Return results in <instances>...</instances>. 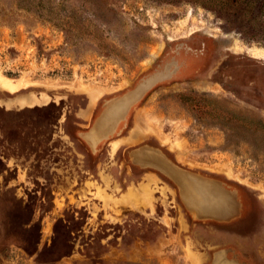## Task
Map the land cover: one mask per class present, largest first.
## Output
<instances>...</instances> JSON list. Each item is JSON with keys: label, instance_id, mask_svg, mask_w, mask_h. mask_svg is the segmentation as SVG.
Returning <instances> with one entry per match:
<instances>
[{"label": "rangeland", "instance_id": "obj_1", "mask_svg": "<svg viewBox=\"0 0 264 264\" xmlns=\"http://www.w3.org/2000/svg\"><path fill=\"white\" fill-rule=\"evenodd\" d=\"M200 3L0 0V77L22 85L0 83V264H264V144L243 136L264 130V29ZM144 146L237 192L242 217L193 219L131 162Z\"/></svg>", "mask_w": 264, "mask_h": 264}, {"label": "water", "instance_id": "obj_2", "mask_svg": "<svg viewBox=\"0 0 264 264\" xmlns=\"http://www.w3.org/2000/svg\"><path fill=\"white\" fill-rule=\"evenodd\" d=\"M136 98V95L130 96L121 102V104L114 105L108 108V110L106 109L94 124V128L92 129L93 134L90 137L85 136L86 142L91 146L97 145L98 142H93L94 138L101 141L108 133L104 132L97 135L95 133L107 123V118L111 116L113 108L123 106L122 110L125 113L129 107V102H133ZM121 120L120 118L116 122L109 133H113ZM129 157L133 164L144 169L156 171L168 178L176 187L183 205L193 219L203 222L227 224L235 222L242 217L243 205L239 200L237 192L230 190L221 182L182 169L167 158L161 150L151 146H144L133 150Z\"/></svg>", "mask_w": 264, "mask_h": 264}, {"label": "trees", "instance_id": "obj_3", "mask_svg": "<svg viewBox=\"0 0 264 264\" xmlns=\"http://www.w3.org/2000/svg\"><path fill=\"white\" fill-rule=\"evenodd\" d=\"M167 2H184L185 0H166ZM187 1V0H186ZM200 5L227 19L231 24L242 31L246 27L264 29V0H197ZM260 26V27H259ZM248 34L251 35L250 29ZM256 35V34H255ZM243 136L254 143L264 144V130L262 128L244 129ZM248 141V140H247ZM255 147L253 144H251ZM258 146V147H259ZM258 149V148H257Z\"/></svg>", "mask_w": 264, "mask_h": 264}, {"label": "crops", "instance_id": "obj_4", "mask_svg": "<svg viewBox=\"0 0 264 264\" xmlns=\"http://www.w3.org/2000/svg\"><path fill=\"white\" fill-rule=\"evenodd\" d=\"M115 120H116V119H115ZM115 120H114V121H115ZM101 127H102V126H101ZM103 127H104V126H103ZM93 128H94V126H92V127L90 128V130H87V131L84 130V131L81 132V135H82L84 141H86V140H85V136H89V137H90V135L93 134V133H92V131H93L92 129H93ZM117 128H118V127H116V128L114 129L113 133H112V132L109 133V131L111 130V129H109V128H108V129L100 128V129H99V132L101 131V134L104 133V132L108 133L106 136H104V137L101 139L100 142L110 139V138L113 136V134L116 132ZM91 138H93V137L91 136ZM97 145H98V144H97ZM97 145H96V146H97ZM96 146H95V147L92 146V147H94V148L96 149L99 145H98L97 147H96ZM92 147H91V148H92ZM175 188H176V187H175ZM176 191H177V189H176ZM177 192H178V191H177ZM238 197H239V196H238ZM239 200H240V202H241L242 205H243L242 200H241L240 198H239ZM243 209H244V205H243Z\"/></svg>", "mask_w": 264, "mask_h": 264}, {"label": "bare ground", "instance_id": "obj_5", "mask_svg": "<svg viewBox=\"0 0 264 264\" xmlns=\"http://www.w3.org/2000/svg\"><path fill=\"white\" fill-rule=\"evenodd\" d=\"M0 83H5L14 92L19 91L22 88L21 84H16V83L13 84V82L11 80L5 79L3 77H0ZM111 113H113V110L111 111ZM114 114H111V116L109 118H107V122H111V124H112L113 123L112 120H115V118H116L115 121H117V118H118L117 112H116L115 116H114ZM109 120H111V121H109Z\"/></svg>", "mask_w": 264, "mask_h": 264}]
</instances>
